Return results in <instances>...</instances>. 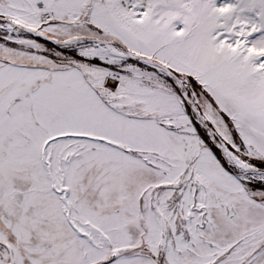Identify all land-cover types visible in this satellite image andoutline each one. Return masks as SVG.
<instances>
[{"label": "snow or ice", "instance_id": "1", "mask_svg": "<svg viewBox=\"0 0 264 264\" xmlns=\"http://www.w3.org/2000/svg\"><path fill=\"white\" fill-rule=\"evenodd\" d=\"M0 264H264V0H0Z\"/></svg>", "mask_w": 264, "mask_h": 264}]
</instances>
